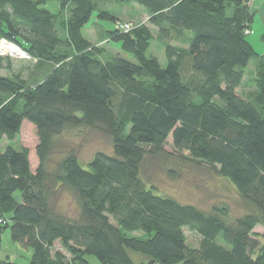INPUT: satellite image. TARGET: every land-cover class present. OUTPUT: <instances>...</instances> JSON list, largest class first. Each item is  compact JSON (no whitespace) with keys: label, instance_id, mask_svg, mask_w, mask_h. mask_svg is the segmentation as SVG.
<instances>
[{"label":"trees","instance_id":"obj_1","mask_svg":"<svg viewBox=\"0 0 264 264\" xmlns=\"http://www.w3.org/2000/svg\"><path fill=\"white\" fill-rule=\"evenodd\" d=\"M249 1L0 0V40L34 63L28 79L2 75L12 64L0 56V142L13 140L24 120L38 138L34 172L25 150L0 151V247L9 229L13 242L32 249L27 264H90V257L134 264L128 250L149 258L140 264H264V245L252 236L264 227V54L244 34L254 18ZM48 2L58 4L56 13L44 8ZM104 3L146 11L164 48L163 67L146 55L151 31L117 29L124 22ZM93 14L112 23L98 42L119 44L132 61L104 58V49L83 37ZM170 31L191 33L187 48L166 42ZM250 61L257 93L247 100L236 90ZM78 125L109 136L112 155L95 153L83 167L69 152L57 164L54 182L79 206L78 217L68 219L50 207L47 161L53 137ZM168 137L179 156L230 181L253 212L228 224L146 188L143 147L157 154ZM184 228L199 237L197 247L187 245ZM56 242L68 261L52 254Z\"/></svg>","mask_w":264,"mask_h":264},{"label":"rangeland","instance_id":"obj_2","mask_svg":"<svg viewBox=\"0 0 264 264\" xmlns=\"http://www.w3.org/2000/svg\"><path fill=\"white\" fill-rule=\"evenodd\" d=\"M113 13H117L118 21L129 23L132 27L144 25L152 35L146 55L157 59L161 67L166 64L164 48L161 39L158 38V30L149 24L146 11L135 5H127L115 8L114 5L104 3ZM44 8L51 13L58 11L56 2H48ZM230 12H228L229 15ZM96 23L102 27H96ZM252 25V24H251ZM112 30V23L99 22L95 14L82 30L83 37L92 44L104 49V58L117 54L127 60L132 58L123 53L119 44L104 40L98 42V34L101 29ZM102 29V30H103ZM252 33L246 36L247 41L252 45L258 54L264 53V30L259 15L256 14ZM192 37L191 33H183L176 36L173 31L165 36V41L176 48L185 49L188 40ZM12 68L10 72L3 71L2 75L20 74L22 78L28 79L33 72L34 63L31 60L21 57H10ZM185 79H191L189 73L183 72ZM254 62L250 61L245 69L243 82L246 85L239 87V92L256 90L253 83ZM193 79V78H192ZM240 95L245 99H252L253 94ZM38 144L36 128L28 121L24 120L21 124L19 133L13 140L3 138L0 142V151L7 146L16 150H25L31 172H34L38 159L36 156V146ZM144 155L139 166V177L146 188L154 189L159 195L170 197L182 205L194 206L197 209L211 214L215 212L228 224H233L237 219L244 215L251 214L253 209L246 204L238 195L235 187L226 178L217 175L212 167L197 161H190L179 156L171 145V137L167 138L166 144L157 154H150L151 147H143ZM69 152L77 157L81 166L89 161L95 153L112 155V143L109 136L99 130L88 129L78 125L66 128L61 134L53 137L51 154L48 156L47 171L49 174L48 188L50 194V207L56 213L68 219H76L79 215V206L74 194L67 188L57 185L53 180V174L57 169V164ZM137 235V234H133ZM186 243L189 247L195 248L198 245L199 237L184 228ZM252 236L260 245H264V227L257 225L252 230ZM223 245V243L220 241ZM60 253L66 261L70 259L69 254L56 242L52 249V254ZM134 264L146 263L149 258L137 252L127 251ZM32 255V249L23 247L15 243L10 238L9 229H6L1 237L0 260L9 261L12 264H27ZM90 264H98L93 258H89Z\"/></svg>","mask_w":264,"mask_h":264},{"label":"built area","instance_id":"obj_3","mask_svg":"<svg viewBox=\"0 0 264 264\" xmlns=\"http://www.w3.org/2000/svg\"><path fill=\"white\" fill-rule=\"evenodd\" d=\"M116 28L122 31H129L132 26L128 23H118L116 25ZM244 34L248 35L249 32L245 31ZM0 56H7V57H21L24 59H30L27 54L20 50L17 46L5 41V40H0Z\"/></svg>","mask_w":264,"mask_h":264},{"label":"crops","instance_id":"obj_4","mask_svg":"<svg viewBox=\"0 0 264 264\" xmlns=\"http://www.w3.org/2000/svg\"><path fill=\"white\" fill-rule=\"evenodd\" d=\"M248 7L250 9L251 12H253L254 14V18H253V22H252V25L254 24V21H255V17H256V14L259 15V20L262 22V28L264 30V0H250L249 3H248ZM252 25L250 26V29H249V34L250 35L252 33ZM264 54V53H263ZM263 54H260V55H263ZM254 75H255V63H254ZM254 77V76H253ZM244 80H242V83L240 86H244L246 88V85H244ZM239 86V87H240ZM256 88V87H255ZM236 93L237 94H241L243 95V93H247V95H251L252 91L251 90H248L245 92H239V88L236 90ZM257 93V89L252 93L253 96ZM240 96V95H239ZM241 97V96H240ZM243 98V97H241ZM245 99V98H243ZM248 100V99H247Z\"/></svg>","mask_w":264,"mask_h":264}]
</instances>
